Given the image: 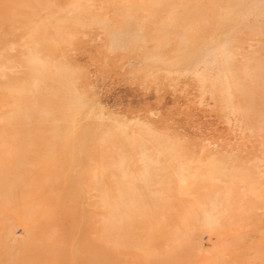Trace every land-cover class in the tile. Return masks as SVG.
Instances as JSON below:
<instances>
[{
  "label": "rangeland",
  "instance_id": "1",
  "mask_svg": "<svg viewBox=\"0 0 264 264\" xmlns=\"http://www.w3.org/2000/svg\"><path fill=\"white\" fill-rule=\"evenodd\" d=\"M0 264H264V0H0Z\"/></svg>",
  "mask_w": 264,
  "mask_h": 264
},
{
  "label": "bare ground",
  "instance_id": "2",
  "mask_svg": "<svg viewBox=\"0 0 264 264\" xmlns=\"http://www.w3.org/2000/svg\"><path fill=\"white\" fill-rule=\"evenodd\" d=\"M238 1L249 3V0ZM257 1L258 0H255L256 3ZM218 43L219 44H217L216 46H211L212 44L204 45V47L198 50L197 53L192 56V58L190 56L186 57V60L184 59V61L187 63V66H191L192 63H195L194 61H197V59L201 58L200 61L203 62L205 66H217L216 69L222 71V75H226V72L229 68L228 65H230V57L228 56L230 51L228 46L229 43H227V38H225L222 42L220 41ZM148 166L149 165H146L147 168ZM93 258H95V256H92V259Z\"/></svg>",
  "mask_w": 264,
  "mask_h": 264
}]
</instances>
